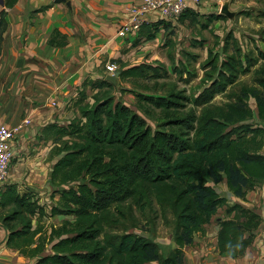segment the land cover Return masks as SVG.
Here are the masks:
<instances>
[{
	"label": "trees",
	"instance_id": "1",
	"mask_svg": "<svg viewBox=\"0 0 264 264\" xmlns=\"http://www.w3.org/2000/svg\"><path fill=\"white\" fill-rule=\"evenodd\" d=\"M3 1L6 10L18 2ZM5 15L3 10V28ZM49 44L61 48L66 39L54 31ZM223 44L225 52L230 45L235 52H224L221 61L209 52L201 68L209 70L196 89L209 85L197 95L172 82L163 66L122 69L123 77L149 78L154 89L163 93L162 97L136 95V111L115 100L118 86L104 80L85 81L77 104L79 116L65 128L49 124L41 133L45 140L50 130L57 131L61 139L68 138L60 145L54 142L57 149L53 155L62 157L50 174V186L57 188L60 196L62 211L55 215L75 220L53 231L51 239H58L51 247L53 254L37 259L43 248H31L36 231H31L29 218L41 210L29 195H19L16 184L8 185L0 198L6 246L25 258L37 259L33 264H183L184 248L192 245L197 233L204 234L205 226L226 206L225 199L208 183L217 185L225 178L228 190L245 200L264 182V65L255 73L257 88L241 85L237 93L231 90L226 94V103H213L238 74H248L259 60L264 61V52L243 56L231 34ZM172 71L183 83L196 77L195 71L187 73L185 67ZM87 86L96 91L93 103L81 105ZM144 86L139 88L147 89ZM250 97L255 99L261 124H246L253 119ZM187 103L191 108L185 112ZM8 205L13 209L3 214ZM134 210L141 218L148 212L154 220L172 226L176 248L164 255L143 231L141 235L129 232L137 227ZM225 214L219 221L218 252L240 258L254 240L260 217L241 205L227 207Z\"/></svg>",
	"mask_w": 264,
	"mask_h": 264
},
{
	"label": "crops",
	"instance_id": "2",
	"mask_svg": "<svg viewBox=\"0 0 264 264\" xmlns=\"http://www.w3.org/2000/svg\"><path fill=\"white\" fill-rule=\"evenodd\" d=\"M141 2L142 0H65L62 3H55V0H18L9 10L0 4V14L3 10L6 13L4 17L6 28L4 27L0 34V119L11 129L21 127L15 139L14 160L29 158L31 152L29 148L34 147L33 140L36 144L44 142L41 133L47 125L60 126L68 123L65 121H68L71 115L74 118L79 116L76 105L84 89L83 83L105 81V66L108 63H115L118 72H121L118 87L113 94L116 101L124 99L120 90L126 89L124 80L130 79L122 76V69L140 66L152 68L163 66L168 75L172 76L170 79L172 82H176L182 89L186 88L188 94L192 89L197 95L209 85L196 89L204 73L208 71V67L201 69V65L207 61L209 52H212L213 57H219L220 61L225 58V53L231 55L235 52L231 45L227 52L223 50L226 35L233 36L242 52L237 30L232 31L235 18L234 20L225 16L220 18L223 16L220 13L222 5L229 3V11L232 12L231 10L238 7L236 0H205L199 7H191V10L184 13L181 18L171 22H165L159 16H149L139 32L128 37H119L118 31L130 20L128 9ZM54 31L65 37L64 47L49 44ZM261 40H256V44L255 39L251 37L248 41L254 42L256 49L264 52V38ZM256 49L250 47L249 50L254 53ZM242 55L244 56V53ZM260 62L263 60L252 66L248 73L253 75L252 83L247 85L248 87H258L254 78ZM243 64L245 66L244 61ZM175 67L179 70L185 67L190 74L195 71L194 80L197 83H193V79L187 83L180 81L172 71ZM198 68L200 74L197 73ZM248 74H238L226 92L216 97L225 96L231 90L246 85L241 83L240 78ZM182 79H186V74H183ZM164 81L167 80L157 82ZM189 84H194V87L188 89L186 86ZM238 90L234 92L237 93ZM132 92L135 97L139 94L147 97L163 95L161 90L152 91L149 87L147 89L137 87V90ZM88 93L93 96L96 91L90 86L85 87L84 101L91 104L92 96ZM122 102L130 109L137 110L133 97ZM51 103H56V107ZM43 105L44 107L38 111V107ZM248 105L253 113V119L246 124H261L257 118L255 99L250 97ZM26 119L30 120V124L24 126ZM23 166L19 164L10 171L8 185L15 184L13 182L17 176L23 174ZM208 185L216 190L220 198L225 199L226 206L219 209L205 226L204 234L197 233L192 245L185 248L183 264H264V187L248 193L245 200H242L228 190L225 178L217 185L212 182ZM24 189H27L25 185L16 188L21 196L28 194ZM3 192L4 190L0 191V195ZM235 205L254 211L261 220L259 227L253 232L252 244L240 258L220 255L217 249L219 221L227 217L226 208ZM56 217L60 222L71 223L75 220L72 216ZM36 224L35 221H31V231L35 229ZM20 229L21 226H18L17 231ZM6 241L7 230L5 225L0 223V264L34 263L36 259L25 258L18 250L7 247ZM157 241L163 252L176 248L171 237L169 241ZM34 247L35 243L31 248ZM49 251L48 255H39L37 258L52 255L51 245ZM25 260H28L27 263Z\"/></svg>",
	"mask_w": 264,
	"mask_h": 264
},
{
	"label": "rangeland",
	"instance_id": "3",
	"mask_svg": "<svg viewBox=\"0 0 264 264\" xmlns=\"http://www.w3.org/2000/svg\"><path fill=\"white\" fill-rule=\"evenodd\" d=\"M236 1L238 2L236 5L238 7L235 8V10L230 9L232 12H235V13L238 12V14L236 13L235 17H234L236 20L235 24H237V26L233 23L232 31L235 32L237 30V33L239 35V41H240L239 44H240V47L242 49V53L247 54L248 52H250V50H249L250 47H252L254 50L256 49V46H255L256 40L262 41L261 38H264V0H236ZM241 13H243V15ZM1 18L2 17L0 14V20H1ZM234 18L232 20H234ZM3 30H4L3 24H0V34L2 33ZM262 30H263V33H262ZM251 37H253L255 39V43L254 42L249 43L248 40H250ZM257 50L258 49H256V51ZM256 51L253 53L254 55L256 54ZM204 64H205V62L202 65H204ZM202 65H201V68H202ZM262 65H264V61L260 62L258 64L257 70H259ZM178 66L180 68V65H178ZM208 70H209V68H208ZM197 73L200 74L199 68H198ZM129 78L130 79H128V80L127 79L124 80V82H125L124 85H126L124 87L126 89L120 90V93H121V95H123L122 97L124 99L132 98V97L135 99L136 97H135L134 93L132 92V90H135V89L137 90V87H141L144 85H146V87H149L150 90L155 91L154 87L152 86L153 81L151 79L148 80L149 79L148 77H147L148 79H146V80H143L140 77L137 78L134 76H131ZM169 78L171 79L172 76H169ZM240 79H241V83L246 84V86H247V85H250L252 83L253 75H251V74L244 75ZM192 82L197 83L195 80ZM139 85H141V86H139ZM180 85H182V84H180ZM189 85H192V84H189ZM189 85L186 86L188 89L194 87V84L192 86H189ZM5 87H7V85H5ZM238 88L239 87H237L234 91H237ZM190 90H191V92L193 91L192 89H190ZM88 94L91 95L90 93H88ZM227 95L216 97L214 99V103L217 105H222V104L226 103L228 101ZM129 96H131V97H129ZM116 97H118V95ZM78 98H79L78 101L80 102L81 97L79 96ZM124 99L121 98L122 101ZM135 102H136V99H135ZM47 104H49V103H47ZM84 104H86V103H85V101L82 100L81 105H84ZM189 106H190V104L187 103L186 108L184 109L185 112L188 111L189 108H191ZM43 107H44V105L38 107V111ZM76 107H77V109L79 108V106H77V105H76ZM73 118L74 117L71 115L70 118H68V121H65L68 123L61 124L60 128H65ZM51 125H56V124H51ZM151 125H153V124H151ZM43 141L44 142L42 144L41 143L36 144V141L33 140L32 145H34L35 149H34V147L29 148L31 151L30 152L28 150V152H30L29 158L25 159V160L19 159V158H16L15 160L13 159L11 162V168H10L12 170V169L16 168L17 165L19 166V164L21 166L24 165L23 166V169H24L23 174L18 175L17 178L15 179V182H13V183L17 184L16 188L17 187H23L25 185V188H27V189H24V190L28 193L26 195H29L30 199H31L30 201L32 203H34L38 207V209L41 210V211H37L38 216L35 215V216H32L29 218L30 221H35V224L37 222L36 227L33 230V231H36L35 235L33 236V240L35 243V247L36 246H42V248H43V252L40 254V256L41 255H48L50 252L49 251L50 245L52 247V245L58 241V239L56 237L53 240L51 239L53 237V231L54 230L57 231V230L61 229L65 225V223H67V222H60V220L56 217L58 215H55V211H58V210L62 211V209L58 207L60 196L58 193H56L57 188H52L50 186V174L53 170L54 165L62 157V156L56 157L53 155L56 153V149H57V146H56V144H54V142H56L57 144L60 145L63 141H68V138L61 139V138H59V135H57V131H51L50 130V131H48V133H46V140L43 137ZM262 153H264V149H263ZM24 158H26V157H24ZM24 173L26 175H24ZM11 182H12V179H11ZM260 187H262V189H263L264 182L260 186L255 188L253 191H257ZM253 191H251V192H253ZM12 209H13L12 205L6 206L5 209L3 210V214H6L8 211H10ZM133 214L135 215V218H136L137 227L129 229V232H133V233L141 235V232L143 231L142 233L145 234L146 238H149L150 240L154 241L155 243H159L157 240H159L161 242L170 240L171 233L173 231L172 226L168 227V226L164 225L161 220H154L153 214L148 213V212L145 215L146 218L145 217L141 218V214L138 213L136 210H134ZM1 222H2V219H1ZM13 224L14 223L11 222V225H13ZM18 225H20V224H18ZM119 229L121 230L123 228L120 227ZM185 248H184V250H185ZM193 248L197 249V247H193ZM169 250H167V251H169ZM167 251L163 252L162 248H161V252L164 255L167 253ZM19 254H20V252H19ZM45 257H47V256H45ZM184 258H185V252H184ZM26 261H28V260H25V262Z\"/></svg>",
	"mask_w": 264,
	"mask_h": 264
},
{
	"label": "built area",
	"instance_id": "4",
	"mask_svg": "<svg viewBox=\"0 0 264 264\" xmlns=\"http://www.w3.org/2000/svg\"><path fill=\"white\" fill-rule=\"evenodd\" d=\"M205 0H142L141 3L132 5L127 13L130 20L118 31L119 37H128L140 31L149 16H159L163 21H176L191 7H199ZM118 72L115 63H108L105 66V77ZM56 107V103H51ZM30 124L26 119L24 126ZM20 128L11 129L0 119V191H3L10 180L11 162L14 159V149L16 146V136Z\"/></svg>",
	"mask_w": 264,
	"mask_h": 264
},
{
	"label": "water",
	"instance_id": "5",
	"mask_svg": "<svg viewBox=\"0 0 264 264\" xmlns=\"http://www.w3.org/2000/svg\"><path fill=\"white\" fill-rule=\"evenodd\" d=\"M65 2V0H55V3H62ZM0 4L3 5V1L0 0ZM221 15L227 17L228 19L232 20L235 17V12L229 11V3H225L220 10ZM121 72H117L114 75L106 76L105 81L111 83L114 87L118 86V78L120 77Z\"/></svg>",
	"mask_w": 264,
	"mask_h": 264
}]
</instances>
